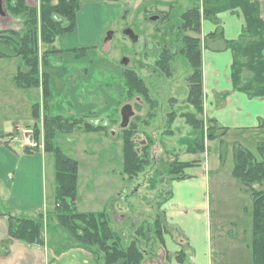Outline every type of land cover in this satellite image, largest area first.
I'll use <instances>...</instances> for the list:
<instances>
[{
    "label": "rangeland",
    "instance_id": "374dc122",
    "mask_svg": "<svg viewBox=\"0 0 264 264\" xmlns=\"http://www.w3.org/2000/svg\"><path fill=\"white\" fill-rule=\"evenodd\" d=\"M27 1L30 6H39V0ZM202 1L177 0L171 7L150 0L136 8V0H85L82 6L84 3L91 5L81 14V26L61 36L63 39H57L54 47L63 50L91 45L87 43L94 39L96 21H99L102 32L101 42L98 47H88L85 54L79 57L70 51L47 55L49 64L41 66V73L50 75L53 90L52 97L47 100L43 98L42 88L23 90L15 86L13 78L19 65H22L20 58L0 59V136L4 131H13L9 134L11 138L7 135L0 137L5 140L4 144L15 140L19 142L12 145L16 150L24 149L25 152L28 146L30 153H46L43 117L45 104H48L50 115L61 116L65 125L64 131L57 133L56 143L66 155L80 164L78 210H107L111 225L121 235L124 244L141 237L140 245L146 252L144 264H179L175 259L178 253L176 246H180L183 237L168 222L164 208L173 192L174 176L169 174L170 167L185 162L183 158L187 151L182 140L192 133V126L183 116L195 111L188 101V77L192 70L183 54L179 53L184 45L182 35L195 34L182 32L176 45H173L171 52L177 55L171 59V73L168 75L156 64L164 45L169 44L168 32L165 31L167 26L165 21H152L151 16L171 10L170 32L174 34L182 23V19H179L181 13L197 4L201 5ZM97 4H100V8L95 6ZM93 12L97 17L91 20ZM126 27L135 32L138 41L125 37ZM158 27L161 30L157 31ZM22 28V19L12 17L7 11L5 16H0V30ZM66 44L69 46L65 47ZM205 45L202 41V47ZM47 48L41 47L42 56ZM124 58L129 59L127 66L122 64ZM126 70H134L145 81L153 102L149 103L139 95L128 98L124 86ZM34 104L40 107L41 118L38 121L32 118ZM125 104H131L135 112L127 128L135 126L138 131L134 136L136 147L141 148L146 142L151 144L152 160L149 166L132 181L123 172V129L120 124L121 109ZM171 114L174 116L172 120ZM204 115H198V118L203 117L206 130L208 123ZM75 121L72 131L67 132L66 125L71 127ZM35 124L40 127L38 133ZM87 124L94 126L93 129L85 130ZM17 126L20 131H16ZM23 129L31 131L34 145H27ZM263 140L264 134L261 132L242 134L236 131L212 141L206 140L205 160L210 169L206 200L214 236L212 264H252L253 201L231 173L234 167L233 151L237 147L246 148L258 158L257 146ZM45 160L48 208L39 211H43L45 225L48 224L45 240L49 232V247L59 251L76 244L67 231L57 225L54 215L47 214V211L54 209L55 182L53 156L46 153ZM152 183L157 184L155 189ZM3 184L0 178V207L6 212L10 208L9 190ZM163 201L165 204L159 208L158 204ZM37 213L28 216L34 218ZM158 222L159 228L166 231L163 242L155 232ZM137 230H141L145 238ZM183 248L186 252L184 264H193L191 249L188 245H181ZM94 252L98 259L99 254ZM82 259L70 254L61 264H85ZM93 262L103 264L99 260Z\"/></svg>",
    "mask_w": 264,
    "mask_h": 264
},
{
    "label": "trees",
    "instance_id": "16d2710c",
    "mask_svg": "<svg viewBox=\"0 0 264 264\" xmlns=\"http://www.w3.org/2000/svg\"><path fill=\"white\" fill-rule=\"evenodd\" d=\"M84 1L39 0V6H30L27 0H5V10L12 17L20 18L23 22L22 30H0V59L16 57L22 60V65H19L17 74L13 78L17 88L23 90L42 88L45 100L52 97L50 75L47 72L41 73V66L49 64L47 57L49 54L70 51L75 52L76 57H79L88 50V47L70 50L54 47L59 37L75 31L77 15ZM237 9L244 15L245 26L237 40L225 41L226 47L234 56L231 81L236 91L245 93L251 98H264V19L261 16L259 0H203L201 5L197 4L183 11L180 16L182 23L174 35L180 37L182 32L186 31L195 34L182 35L184 45L179 50L192 70L188 77L190 86L188 101L195 111L187 112L183 116L192 126V133L182 140L189 154L205 153L206 140L212 141L224 137L227 133V128L220 126L213 119L207 120L208 126L205 130L203 117L198 118V115L204 114L201 21L209 19L218 24L219 13ZM213 35L220 36L221 33L215 32ZM173 44L171 37L168 45L173 46ZM42 46L48 47L43 56ZM163 51L161 59L156 64L161 71L170 75L173 55L169 50L163 49ZM124 80L128 98L139 95L149 103L154 101L150 98L145 81L134 70H126ZM45 107L44 145L45 152L53 156L55 182L54 209L51 212L47 211V214L54 215L57 225L67 231L76 247L93 252L94 248H97L94 253L99 254L98 260L103 264H144L146 252L141 248V237H135L124 244L121 235L112 227L107 210L99 212L78 210L76 202L79 195L80 164L76 159L66 155L56 143V135L64 131L65 125L61 116L50 115L48 104H45ZM31 113L34 121L41 118L39 104L32 105ZM170 117L172 120L174 116L171 114ZM75 123L76 121L71 127L66 125V131H72ZM34 127L37 133L40 132L39 125L35 124ZM93 127L87 124L85 130H92ZM137 132L135 126L122 130L123 172L128 176L129 181L143 173L152 160L150 142H146L141 148L136 147L134 136ZM28 150L29 148H26L25 152L30 153ZM257 151L258 158L253 151L237 147L233 155L234 167L231 175L241 184L243 191L251 195L252 264H264V140L258 144ZM195 162L198 163L192 161L171 165L169 174L174 176L172 180L188 178L185 171L194 166ZM151 186L155 189L157 184L152 183ZM164 204L165 201L159 203L158 207L161 208ZM4 215L7 218L9 235L6 242L17 240L26 244H45V230L48 224L45 225L43 211H38L37 217L33 218L9 208ZM156 227L155 232L163 242L166 231L164 228H159V222ZM137 233L145 238L141 230H137ZM175 258L178 263H184L185 248L181 249Z\"/></svg>",
    "mask_w": 264,
    "mask_h": 264
},
{
    "label": "crops",
    "instance_id": "0c3cea01",
    "mask_svg": "<svg viewBox=\"0 0 264 264\" xmlns=\"http://www.w3.org/2000/svg\"><path fill=\"white\" fill-rule=\"evenodd\" d=\"M150 0H136L135 6ZM177 0H157L158 4L172 6ZM261 16L264 19V0H259ZM91 4L84 3L77 15V26H81L80 17L83 10ZM100 8V4L95 5ZM94 20L96 13L93 12ZM218 24L209 19H202V68L204 89V116L216 120L227 128L226 135L231 131L242 134L258 132L264 134V98H251L247 94L236 91L231 81L233 53L225 45V41L239 38L245 26V18L240 10L225 11L217 15ZM93 32V40L87 47H98L102 32L99 21ZM80 23V24H79ZM215 32L220 36L213 35ZM71 35V34H70ZM60 37L58 39H63ZM69 45L66 44L65 47ZM62 50V49H61ZM63 50H70L64 48ZM13 131H4L9 136ZM225 135V136H226ZM0 138V178L9 190L8 203L12 210L28 216L39 210L48 208V195L45 187L46 153H26L24 149L12 148L16 141L5 145ZM234 152V151H233ZM185 162L196 164L185 173L189 176L184 180L173 181V192L165 206L168 222L178 229L183 237L181 245H188L192 253L193 264H212L211 250L214 238L211 229L206 194L208 191V172L205 153L189 154L183 158ZM0 207V264H61L68 255L81 256L85 264L96 261L93 252L70 245L68 249L53 251L49 247L48 234L44 245L26 244L21 241L8 239V223ZM186 259V258H185ZM95 264V263H94ZM181 264V263H179ZM184 264V263H182Z\"/></svg>",
    "mask_w": 264,
    "mask_h": 264
},
{
    "label": "flooded vegetation",
    "instance_id": "af4514ba",
    "mask_svg": "<svg viewBox=\"0 0 264 264\" xmlns=\"http://www.w3.org/2000/svg\"><path fill=\"white\" fill-rule=\"evenodd\" d=\"M182 14V13H181ZM171 16H172V11L170 10V12L169 11H167V12H163L161 15H159V14H155V15H152L151 16V20L152 21H154V22H157V21H165V24H166V32H168V35H167V38L168 39H171V37H172V39H173V42H174V44L173 45H176V43H177V40H178V36H176V35H174L172 32H170V27L172 26L171 25V22H170V20H171ZM179 19H180V17H179ZM178 27H179V25H178ZM177 27V28H178ZM127 29H129L128 27H126L125 28V30H124V35H125V37H127V38H129V39H131V40H134V41H138L139 40V37H137L136 35H134V36H129V35H127V34H125V31L127 30ZM159 27L158 28H156V30L157 31H159ZM161 30V29H160ZM163 31V30H162ZM160 33V32H159ZM134 34H135V32H134ZM162 34V33H161ZM173 34V36H171ZM174 48V46H170V45H164V48L163 49H165V50H169L170 52L169 53H171L172 55H173V58H175L176 57V55H177V53L176 52H171V49H173ZM163 49H162V52L159 54V58H158V60H160L161 59V57H162V53L164 52L163 51ZM128 59V58H127ZM129 60V59H128ZM157 60V61H158Z\"/></svg>",
    "mask_w": 264,
    "mask_h": 264
},
{
    "label": "water",
    "instance_id": "95a60500",
    "mask_svg": "<svg viewBox=\"0 0 264 264\" xmlns=\"http://www.w3.org/2000/svg\"><path fill=\"white\" fill-rule=\"evenodd\" d=\"M6 15V10H5V0H0V16H5ZM125 34L129 36H134V31L132 29H127L125 31ZM123 65H128L129 60L127 58H124L122 61ZM135 115V112L133 110V106L131 104H126L122 107L121 109V116H122V121L120 124L121 129H126L129 124H130V119Z\"/></svg>",
    "mask_w": 264,
    "mask_h": 264
},
{
    "label": "built area",
    "instance_id": "2783aa9c",
    "mask_svg": "<svg viewBox=\"0 0 264 264\" xmlns=\"http://www.w3.org/2000/svg\"><path fill=\"white\" fill-rule=\"evenodd\" d=\"M24 133H26V136H27V138H26V140H28V144L27 145H34V143L32 142V139H31V137L33 138V136H31V131L30 130H25L24 131ZM34 140V139H33Z\"/></svg>",
    "mask_w": 264,
    "mask_h": 264
},
{
    "label": "bare ground",
    "instance_id": "6f19581e",
    "mask_svg": "<svg viewBox=\"0 0 264 264\" xmlns=\"http://www.w3.org/2000/svg\"><path fill=\"white\" fill-rule=\"evenodd\" d=\"M254 9H255V8H254ZM254 9H253V10H254ZM257 9H258V8H257ZM249 10H250V9H249ZM252 12H254V11H252ZM252 12H250V13H252ZM255 14H256V13H255ZM258 14H259V13H258Z\"/></svg>",
    "mask_w": 264,
    "mask_h": 264
}]
</instances>
